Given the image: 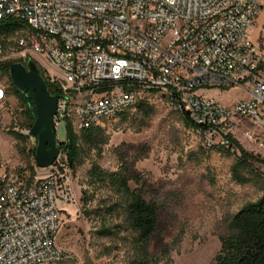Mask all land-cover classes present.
Listing matches in <instances>:
<instances>
[{"label": "built area", "instance_id": "built-area-1", "mask_svg": "<svg viewBox=\"0 0 264 264\" xmlns=\"http://www.w3.org/2000/svg\"><path fill=\"white\" fill-rule=\"evenodd\" d=\"M262 7L264 0H0V22L23 21L29 35L18 51L59 71L47 75L58 95L55 129L64 123L67 135L80 136L157 90L201 127L204 147L236 153L238 121L264 128V54L251 39ZM232 87L249 98L225 105L199 92ZM10 95L0 82V264H68L74 257L58 243V200H77L68 153L60 149L44 168L35 155L31 165L9 166L1 133L13 120ZM14 129L34 139L31 127ZM242 136L255 137L249 129Z\"/></svg>", "mask_w": 264, "mask_h": 264}, {"label": "rangeland", "instance_id": "rangeland-1", "mask_svg": "<svg viewBox=\"0 0 264 264\" xmlns=\"http://www.w3.org/2000/svg\"><path fill=\"white\" fill-rule=\"evenodd\" d=\"M0 59L14 63L29 84L23 93L33 97L28 98L32 106L38 96L45 100L46 107L37 117L43 123L46 137H54L52 114L56 93L50 89L47 75L61 77L59 71L40 54L22 55L11 45ZM8 79L0 74L1 83L9 85ZM199 92L225 105L249 98L247 90L239 87ZM149 101L154 107L151 116L145 117L135 107L127 112L128 116L104 123L107 143L98 148L81 145L80 163L72 173L77 200H58L63 210L58 243L74 257L68 264H85L87 259L93 264H130L134 255L123 211L117 206L120 196L109 183L93 180L90 169L94 165L106 171L128 167L142 177L141 183L131 181L130 186L145 189L146 197L159 204L161 214L153 238L154 250L159 253L165 245H174L173 264H209L220 249L219 235L225 231L228 218L244 203L264 194L261 180L240 184L233 178L236 159L233 154L205 149L199 133L187 127L181 114L160 95H152ZM7 108V120L10 116L13 120L1 133L3 155L9 166L31 165L36 139H22L14 129L15 122L20 125L24 119V107L11 93ZM238 123L239 144L264 159V128L247 120ZM247 129L253 130L254 139L242 136ZM252 168L254 174L264 176V163L253 161ZM103 225H120L119 233L101 236L97 230ZM159 264L168 263L163 260Z\"/></svg>", "mask_w": 264, "mask_h": 264}, {"label": "trees", "instance_id": "trees-1", "mask_svg": "<svg viewBox=\"0 0 264 264\" xmlns=\"http://www.w3.org/2000/svg\"><path fill=\"white\" fill-rule=\"evenodd\" d=\"M22 35H29L27 26L23 21L11 17L4 18L0 22V43L4 49L3 54L8 45L18 50V39ZM11 63L10 60L0 59V74H4L9 78L10 92L20 99L24 107L22 111L24 119L20 125L32 127L35 121L32 104L26 94L13 85L9 70ZM48 82L50 89L53 90L52 84L49 80ZM155 94L160 95L169 105L168 99L163 93L157 90H149L140 97L134 107L123 111L119 117L128 116L127 112L135 107L145 117L151 116L154 107L150 103L149 97ZM177 112L181 114L185 125L195 129L201 136V127L193 122L187 113ZM103 126L104 124L91 126L85 129L80 136L74 134L70 128L68 129L67 141L60 145V149L67 151L72 169L75 170L80 163L81 145L83 143L92 148H98L107 143ZM15 134L22 139L27 138L21 133L15 132ZM235 141L238 146L236 153L224 150L236 157L232 166L233 178L240 184L261 180L260 182L264 187V176L260 177V175L254 174L252 168L253 161L264 163V159L250 153L237 140ZM220 150L223 151V149ZM32 152L35 155V148ZM90 175L94 181L109 183L120 196L117 206L123 211L124 222L127 225L126 229L131 235L129 240L134 249L130 264H159L163 260H165V263L173 264L171 252L175 248L174 245H165L157 251L159 253L154 250L153 238L158 230L161 214L159 204L155 200L146 197L145 189H133L130 186L131 181H135L137 184L141 183L142 177L128 167L117 171H106L99 165H94L90 169ZM84 200L87 202V197ZM119 228L120 225H103L97 230V233L101 236H111L118 234ZM179 237L181 238V235ZM219 239L220 249L209 264H264V194L255 200L247 201L237 212L231 215L227 220L225 231L219 235ZM178 241L176 240L175 244ZM85 264H93V262L87 259Z\"/></svg>", "mask_w": 264, "mask_h": 264}, {"label": "water", "instance_id": "water-1", "mask_svg": "<svg viewBox=\"0 0 264 264\" xmlns=\"http://www.w3.org/2000/svg\"><path fill=\"white\" fill-rule=\"evenodd\" d=\"M14 63H11L9 66L10 70V78L13 85L20 90L22 93L28 87L26 81L22 75L15 69ZM25 93V92H24ZM26 94L27 98H33L30 94ZM58 95L56 94L55 106L53 110L52 116L56 111V103H57ZM35 104H33L32 109L35 114V121L31 127V134L36 139L37 145L35 147V160L36 164L39 167H48L54 163L60 153V145L66 142L67 138V129L64 123L60 124L56 129L54 127V123H52V130L55 134L54 137H46L45 130L43 129V123L37 117V113L40 115L44 110L45 100L38 96L34 99Z\"/></svg>", "mask_w": 264, "mask_h": 264}, {"label": "crops", "instance_id": "crops-1", "mask_svg": "<svg viewBox=\"0 0 264 264\" xmlns=\"http://www.w3.org/2000/svg\"><path fill=\"white\" fill-rule=\"evenodd\" d=\"M251 39L264 54V7H262L257 21L251 29Z\"/></svg>", "mask_w": 264, "mask_h": 264}]
</instances>
